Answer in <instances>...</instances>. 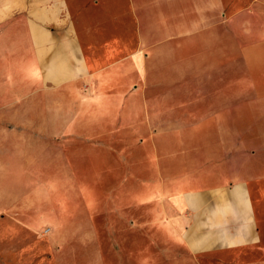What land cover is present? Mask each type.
Wrapping results in <instances>:
<instances>
[{
	"label": "crops",
	"instance_id": "0c3cea01",
	"mask_svg": "<svg viewBox=\"0 0 264 264\" xmlns=\"http://www.w3.org/2000/svg\"><path fill=\"white\" fill-rule=\"evenodd\" d=\"M3 261L264 264V0H0Z\"/></svg>",
	"mask_w": 264,
	"mask_h": 264
},
{
	"label": "rangeland",
	"instance_id": "374dc122",
	"mask_svg": "<svg viewBox=\"0 0 264 264\" xmlns=\"http://www.w3.org/2000/svg\"><path fill=\"white\" fill-rule=\"evenodd\" d=\"M91 184H92V182H91ZM49 232H50V229L44 228L42 230V234H43L42 237H44V238L47 237V234H49ZM98 248L100 249V251L104 255H106V253L107 254H110L111 253V256H113L114 255V251H115V255H117V245H115V244L114 245H112V244L111 245L110 244L99 245ZM89 253H91V249H89ZM111 262L117 263V260L115 258H113V260ZM0 264H14V262L13 261H10V262L3 261V262H0Z\"/></svg>",
	"mask_w": 264,
	"mask_h": 264
}]
</instances>
